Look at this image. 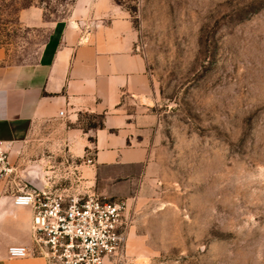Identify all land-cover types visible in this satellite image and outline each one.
Returning <instances> with one entry per match:
<instances>
[{
    "label": "rangeland",
    "instance_id": "obj_1",
    "mask_svg": "<svg viewBox=\"0 0 264 264\" xmlns=\"http://www.w3.org/2000/svg\"><path fill=\"white\" fill-rule=\"evenodd\" d=\"M107 1L130 21L156 96L149 177L121 199L126 258L264 264V0ZM73 4L0 0L10 61L30 59ZM26 10H38V27L21 20Z\"/></svg>",
    "mask_w": 264,
    "mask_h": 264
},
{
    "label": "crops",
    "instance_id": "obj_2",
    "mask_svg": "<svg viewBox=\"0 0 264 264\" xmlns=\"http://www.w3.org/2000/svg\"><path fill=\"white\" fill-rule=\"evenodd\" d=\"M37 11L20 18L38 27ZM155 100L131 23L107 0H74L69 18L51 26L30 59L10 61L0 47V144L29 188L77 167L79 188L132 199L151 170L146 140ZM86 115L101 116L102 126L87 127ZM15 194L0 184V264H48L8 257L10 247L34 249L32 211L14 206Z\"/></svg>",
    "mask_w": 264,
    "mask_h": 264
},
{
    "label": "built area",
    "instance_id": "obj_3",
    "mask_svg": "<svg viewBox=\"0 0 264 264\" xmlns=\"http://www.w3.org/2000/svg\"><path fill=\"white\" fill-rule=\"evenodd\" d=\"M85 164L92 162L87 160ZM76 168L56 183L51 179L42 189L29 188L0 144V184L16 192L14 206L32 211L34 249L10 247L9 258L41 256L48 264H133L124 251L126 202L101 198L79 188L81 178Z\"/></svg>",
    "mask_w": 264,
    "mask_h": 264
},
{
    "label": "trees",
    "instance_id": "obj_4",
    "mask_svg": "<svg viewBox=\"0 0 264 264\" xmlns=\"http://www.w3.org/2000/svg\"><path fill=\"white\" fill-rule=\"evenodd\" d=\"M101 119H102V117H101ZM101 126H102L101 121L97 125H91V124L87 125V127H89V128H96V127H101Z\"/></svg>",
    "mask_w": 264,
    "mask_h": 264
},
{
    "label": "water",
    "instance_id": "obj_5",
    "mask_svg": "<svg viewBox=\"0 0 264 264\" xmlns=\"http://www.w3.org/2000/svg\"><path fill=\"white\" fill-rule=\"evenodd\" d=\"M22 176V175H21ZM37 188H40V185H38V187Z\"/></svg>",
    "mask_w": 264,
    "mask_h": 264
}]
</instances>
